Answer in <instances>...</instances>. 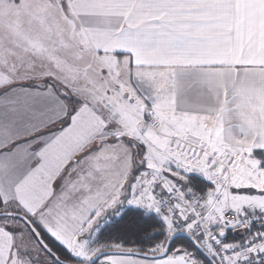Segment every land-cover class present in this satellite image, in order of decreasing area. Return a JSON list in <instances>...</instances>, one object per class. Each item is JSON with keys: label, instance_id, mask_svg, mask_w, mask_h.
I'll return each instance as SVG.
<instances>
[{"label": "snow or ice", "instance_id": "1", "mask_svg": "<svg viewBox=\"0 0 264 264\" xmlns=\"http://www.w3.org/2000/svg\"><path fill=\"white\" fill-rule=\"evenodd\" d=\"M13 7L0 264H264V0Z\"/></svg>", "mask_w": 264, "mask_h": 264}, {"label": "clouds", "instance_id": "2", "mask_svg": "<svg viewBox=\"0 0 264 264\" xmlns=\"http://www.w3.org/2000/svg\"><path fill=\"white\" fill-rule=\"evenodd\" d=\"M27 0H21V3H26ZM15 0H0V28L6 26L7 22L11 20L16 12Z\"/></svg>", "mask_w": 264, "mask_h": 264}]
</instances>
